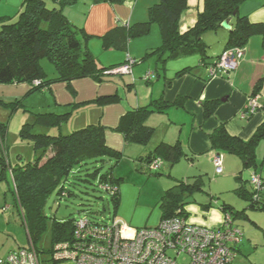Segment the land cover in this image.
I'll use <instances>...</instances> for the list:
<instances>
[{
  "label": "trees",
  "instance_id": "trees-1",
  "mask_svg": "<svg viewBox=\"0 0 264 264\" xmlns=\"http://www.w3.org/2000/svg\"><path fill=\"white\" fill-rule=\"evenodd\" d=\"M53 1L57 4L49 7L47 0H23L16 19L0 16V83L28 82L31 84L28 93H33L43 91L56 82H65L71 87L74 79L91 77L97 82H102L106 77L114 74L105 71L117 65L106 67L98 62L86 44L90 35L84 27L72 22L63 10L65 5L75 3L77 0ZM244 1L204 0V9L199 13L197 22L182 32L179 22L182 12L188 6V0H158L149 8L147 20L118 25L102 37L106 47L127 49L131 39L148 34L152 24L156 23L160 28L162 43L146 51L141 60L156 55L158 62L164 63L169 58L197 51L200 53V62L208 67L214 64L225 49L244 46L253 35L263 36L264 47V21L253 22L247 15L240 14L238 10ZM229 18H235V21L229 28L225 49L212 56L208 52L209 45L202 35L207 30H217ZM43 58L49 59L54 64L56 70L54 75H49L44 69L41 62ZM188 70L189 67L183 68L177 74L181 75ZM151 78V74L145 77L147 81ZM260 87L261 81L256 85L254 94L260 91ZM114 96L99 95L87 102H114L116 99ZM15 101L21 102V99ZM217 104L218 102H206L205 115L213 114ZM169 105L167 100L161 98L152 100L147 105L129 109L120 118L118 125L112 129L123 133L127 142L145 144L154 132V128L146 123L149 113L162 110ZM77 106L79 107L80 104L75 105V108ZM263 108L264 104L258 105L256 110ZM248 110L246 106L242 112ZM72 112L73 109L64 113L32 111L33 118L22 124L21 133L32 140L35 159L29 161L20 159L12 164L6 156L0 155V178H7L11 182L16 204L34 244H36L35 239L46 227L44 209L48 197L56 190L60 197L70 196L72 186L80 181L91 183L92 178H97L98 189L106 192L114 204V216L121 203L120 185L124 177L115 173V167L120 162L122 152L107 144L105 134L107 126L101 121L89 123L70 132H63V125ZM252 114L254 113H249L247 118ZM38 125L43 126L45 130H35ZM7 126L8 122L0 121L2 148L5 147ZM55 130H58V133L52 134ZM262 138H264V121L249 139L231 134L224 123L210 134L213 149L237 155L242 160L243 168L255 169L258 167L256 146ZM185 153L180 142L175 144L161 142L145 157L147 170H142L152 174L154 170L150 168V164L154 159L160 158L175 164L183 155L187 156ZM110 158H114V165L101 173L100 168ZM97 162H101L102 165L97 166ZM256 173L261 177L260 188L252 182L251 175L250 187L242 182L235 191L248 201L249 207L264 210L262 197L264 176L258 171ZM105 181L117 188L114 195L100 188L99 184ZM204 189L201 175L196 176L193 181L178 179L176 184L165 189L158 202L161 209L160 220L178 212L187 215L186 206L190 202L188 197ZM218 205L223 211L231 212L234 218L239 213L231 204L222 202ZM76 219L72 217L65 221H53V244L58 240L72 237Z\"/></svg>",
  "mask_w": 264,
  "mask_h": 264
},
{
  "label": "crops",
  "instance_id": "crops-1",
  "mask_svg": "<svg viewBox=\"0 0 264 264\" xmlns=\"http://www.w3.org/2000/svg\"><path fill=\"white\" fill-rule=\"evenodd\" d=\"M86 1L80 5L79 0H77L75 3L65 5L63 10L72 22L84 27L85 31L90 35L86 44L98 62L103 66L109 67L123 64L132 58L135 60V64L133 65L132 73L113 74L106 77V80L102 82H97L91 77L72 80L71 86L77 91L78 100L82 102L92 100L99 95H115V101L107 107V116L101 120L107 126L105 133L106 141L111 147L120 150L122 155H126L132 159L133 166H135L138 172L143 173L145 171L142 169L147 170L145 157L159 143L175 144L180 142L183 152H186L187 156L183 155L175 164L163 159L162 165L157 170H154L155 173L152 172V174L160 176L164 173L167 177L173 179L164 184L165 189L176 184L180 178L193 181L199 175H201L204 183V170H207L206 167H210V165H214L215 167L214 156L217 154L222 155L220 151L212 148L210 134L214 129L224 123L231 134L238 135L243 139H249L257 127L264 121V108L256 110L249 118L242 115V110L246 106L248 107L250 98L257 99L258 105L264 104L263 36L253 35L247 44L244 45V57L235 70L231 71L228 75L212 76L209 74L207 66L200 62V53L197 51L169 58L164 63L158 62L156 55L147 60H141L146 51L156 48L162 43L160 29L158 32L157 28L155 30L153 28V25L156 23L152 24L148 34L131 39L128 42L127 49L105 46L102 36H105L118 25L126 23L134 24L147 20L149 8L158 0H136L135 2L130 0H115L112 2L105 0L98 2L95 0ZM22 2L23 0H0V16L12 17L14 19L21 8ZM203 9L204 0H188V6L182 12L180 18V30L184 32L192 27L197 22L199 13ZM238 11L240 14L247 15L253 22H263L264 0H245L240 5ZM234 21L235 18H231V26H233ZM215 31L220 35V39H218L220 41L219 47L216 48L215 53L213 52L214 55H217L225 49V44L221 43V40L223 41L228 38L229 28H225L222 25L217 30H207L203 33L202 37L204 41L212 48H214V39L211 32ZM186 67H189L188 71H185L181 75L177 74L179 70ZM54 74L55 72L52 75ZM147 74L152 75V78L148 81L145 79ZM260 81V91L254 94L256 85ZM10 85L8 93L10 97L15 95V99H23V97L18 96L32 94L28 93L31 88V84L28 82L12 83ZM2 87L6 88V86ZM66 88L65 82L53 83L47 89H50V93H53L55 103L53 104L50 101L47 106L34 107L33 111L64 113L73 109L69 105L74 100ZM47 89L43 91L46 92ZM161 98L167 100L170 105L162 110H155L149 113L146 123L154 128V132L147 143L127 142L123 133L112 129L118 125L120 118L129 109L147 105L152 100ZM209 101L218 102V104L214 113L206 116L204 104ZM72 115L73 112L69 118ZM31 120L32 118L27 116L23 118V123ZM75 127L71 124V126L66 127V130H71ZM5 138V147L2 148L0 142V155L9 158L8 133H6ZM18 157L23 159L21 153ZM204 157L208 158H206L207 161L210 160L205 168L202 165ZM222 157V173H224L225 169L229 170L231 168L233 159H229V156L222 155ZM235 161L237 163L236 159ZM238 165L240 166L239 162ZM241 165V168H243V163ZM139 167H141V170ZM255 171L257 172V169ZM115 173L122 175L124 181L127 179L126 174L121 169L116 170L115 168ZM146 173L151 175L148 172ZM120 194L121 201L123 202L125 200V190L122 188V183L120 185ZM238 196L244 202L239 204L234 201L230 202L229 199V201L223 200L222 202L231 204L239 212L235 220L246 217V219L251 220L263 229L264 226L259 223L257 218H253L246 212L248 208H251L248 201L240 195ZM208 203L210 204L211 201L203 203L204 208L211 206V204L205 206ZM186 210L189 221L212 227L219 226L222 223L224 215L223 210H221V216L204 215L203 217H192L187 206ZM235 222L243 230V223ZM240 252L243 251L239 244L235 264H264V261L253 259L250 253H246L247 261L244 259L238 261L237 258Z\"/></svg>",
  "mask_w": 264,
  "mask_h": 264
},
{
  "label": "rangeland",
  "instance_id": "rangeland-1",
  "mask_svg": "<svg viewBox=\"0 0 264 264\" xmlns=\"http://www.w3.org/2000/svg\"><path fill=\"white\" fill-rule=\"evenodd\" d=\"M47 2L49 7H53L56 3L53 0H47ZM85 2L87 1L79 0L80 5ZM153 28L154 30L157 28L159 32L160 28L157 24L153 25ZM211 34L214 39V48L209 46L208 52L213 56V52L219 47L220 41L218 39H220V35H218L217 31L211 32ZM227 39L221 40V43L225 44ZM41 62L49 75H52L56 71L54 64L49 59L43 58ZM10 84L12 83H0V94L3 95H0V121L8 122L7 141L9 158L7 157V159L10 163L15 164L21 159L18 157L20 153L23 155V161H29L31 158L35 159L36 157L32 140L21 133L23 118L27 116L33 118L32 111L34 107L47 106L50 101L54 104L55 99L53 93H50V89H47L48 92L36 91L28 96H23L22 94L18 96L23 97L21 102H16L15 95L12 97L8 96ZM2 86H6V88ZM66 89L73 97L74 102L69 105L73 108V115L70 117L71 119L68 118V120L70 119L68 122L64 123L63 132H70L89 123L99 122L107 116V107L112 102L88 103L87 101L89 100L81 102L78 100V93L73 86L68 87L67 85ZM77 104H80V106L75 108ZM82 120L83 122H81ZM71 124L76 127L66 130V127L71 126ZM35 130L43 131L45 129L43 126L38 125ZM55 133H58V130L52 131V134ZM220 153L223 156H229V159H233L231 168L229 170L225 169V172L222 174H218L214 165L206 167L207 170L203 172L204 191H198L193 196L188 197V201L190 202L187 203V207L192 217H203L204 215L221 216L222 209H220L218 203H221L223 200H230V202L234 201L239 204L244 202L235 193L234 189L241 185L242 182H245L250 187L249 179L255 168H241L242 161L237 155L224 150H220ZM256 157L258 162L257 171L258 173L262 172L264 176V138L260 139L256 146ZM206 158L202 159L204 168L210 162ZM235 159L237 163L236 161L234 162ZM114 161V158L107 159L100 168V172H106L111 165H114ZM133 164L132 159L126 155H122L120 163L115 167L116 170L121 169L124 171L127 177L122 182V188L125 190V200L121 201L115 217L139 227L154 226L158 224L161 218V209L156 203L161 199V195L164 192V184L173 179H170L164 173L160 176L148 175L146 172L140 173ZM96 165L100 167L102 164L101 162H97ZM91 170L93 172V169ZM98 188V179L92 178L91 183L80 181L78 184L72 186V194L70 196L60 197L56 190L48 197L44 209L46 227L42 230L40 236L35 239V246L39 250L42 260L48 259L49 251L53 246L52 224L54 220L65 221L72 217L78 218L82 215H88L94 219L104 221H111L114 218L113 202L110 201L109 195L106 192ZM262 197L264 201V190ZM208 201H211V206L204 208L203 203ZM246 212L253 218H257L259 223L264 226V210L248 208ZM235 221L243 223V226H241L244 232L242 242L240 243L243 252H240L237 258L238 261L241 259L247 261L246 253H250L251 257L256 261H264V228L262 229V227L256 225L251 220L246 219V217H241ZM30 245L31 239L16 204L15 195L11 189V182L7 178H0V257H6L11 251ZM43 264L55 263L48 261Z\"/></svg>",
  "mask_w": 264,
  "mask_h": 264
},
{
  "label": "built area",
  "instance_id": "built-area-1",
  "mask_svg": "<svg viewBox=\"0 0 264 264\" xmlns=\"http://www.w3.org/2000/svg\"><path fill=\"white\" fill-rule=\"evenodd\" d=\"M135 2L136 0H130ZM245 54L244 46H232L208 65L209 74L228 75L235 70ZM135 60L117 65L106 73L129 74L133 72ZM150 74H147L148 77ZM257 99L250 98L248 112L254 113ZM217 173L223 171V157L214 156ZM163 163L154 159L150 168L155 170ZM252 182L261 187V177L254 172ZM100 188L116 192L108 181L101 182ZM219 226L193 223L186 214L178 212L161 219L154 226H133L115 216L110 221L97 220L82 215L75 220L70 239L56 241L49 251L48 259L42 260L39 250L31 241L27 247H19L6 257H0V264H235L237 248L244 232L235 222L234 215L223 211Z\"/></svg>",
  "mask_w": 264,
  "mask_h": 264
},
{
  "label": "water",
  "instance_id": "water-1",
  "mask_svg": "<svg viewBox=\"0 0 264 264\" xmlns=\"http://www.w3.org/2000/svg\"><path fill=\"white\" fill-rule=\"evenodd\" d=\"M230 21H231V18H229L228 20L224 21L223 26L227 27V28H230L231 27Z\"/></svg>",
  "mask_w": 264,
  "mask_h": 264
}]
</instances>
